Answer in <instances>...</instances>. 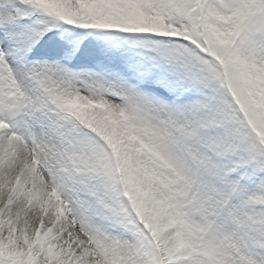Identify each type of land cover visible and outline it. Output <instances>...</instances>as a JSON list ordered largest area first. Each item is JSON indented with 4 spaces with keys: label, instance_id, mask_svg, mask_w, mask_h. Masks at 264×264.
<instances>
[{
    "label": "snow or ice",
    "instance_id": "6c2138e0",
    "mask_svg": "<svg viewBox=\"0 0 264 264\" xmlns=\"http://www.w3.org/2000/svg\"><path fill=\"white\" fill-rule=\"evenodd\" d=\"M0 264H264V0H0Z\"/></svg>",
    "mask_w": 264,
    "mask_h": 264
}]
</instances>
